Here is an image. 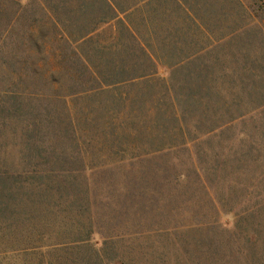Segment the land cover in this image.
<instances>
[{"label": "rangeland", "instance_id": "obj_1", "mask_svg": "<svg viewBox=\"0 0 264 264\" xmlns=\"http://www.w3.org/2000/svg\"><path fill=\"white\" fill-rule=\"evenodd\" d=\"M67 1L0 0V264H72L89 230L107 264H264V0L229 2L234 42L190 76L218 82L170 84L174 99L91 90L56 36Z\"/></svg>", "mask_w": 264, "mask_h": 264}, {"label": "crops", "instance_id": "obj_2", "mask_svg": "<svg viewBox=\"0 0 264 264\" xmlns=\"http://www.w3.org/2000/svg\"><path fill=\"white\" fill-rule=\"evenodd\" d=\"M229 2L235 0H68L67 18L75 26L57 29L56 36L75 46L97 83L91 90L161 84L174 99L170 84L218 82L190 76L210 74L220 45L234 42Z\"/></svg>", "mask_w": 264, "mask_h": 264}, {"label": "trees", "instance_id": "obj_3", "mask_svg": "<svg viewBox=\"0 0 264 264\" xmlns=\"http://www.w3.org/2000/svg\"><path fill=\"white\" fill-rule=\"evenodd\" d=\"M241 116V115H239ZM239 116H235V118H238ZM233 118V119H235ZM179 121H181V117L179 118ZM211 132V131H210ZM42 178L39 179H33V180H24L23 183L28 186L30 185H35V188L42 185L44 183V180H41ZM6 190V185L5 182L2 181V179L0 178V205L1 203L3 204L5 197H9L12 196V194H9L5 192ZM27 195V194H26ZM25 195V196H26ZM41 198H44V196H40ZM10 199V198H9ZM11 200V199H10ZM28 200V199H26ZM26 200L23 202L25 203ZM44 215H41V217H43ZM238 220L236 221V227L238 229H241V226L243 225V222L246 221V218L243 216H238L237 218ZM45 220V219H44ZM44 220H42L41 222H43ZM258 224H261V222H257ZM32 225H26L25 228H22V231L24 233H26V237L30 236V230H32L34 227ZM48 232V230L46 231ZM90 230L86 231L84 236H80L76 239H74L73 241H71L72 246H74V248L76 250H80V254L77 255V257L72 261V264H107L108 261H112L113 258L108 257V258H102L101 255L99 254V252L89 243L90 240ZM40 235H42V232L40 233ZM238 235H241L238 233ZM258 234H254V236H257ZM23 236V235H22ZM245 237V236H244ZM45 244L42 243H36V244H31V243H26V245H23V250H33L35 248H41L43 247ZM53 245V244H50ZM47 245V246H50ZM10 250H14V247H10ZM106 260V261H104ZM105 262V263H104ZM109 263V262H108Z\"/></svg>", "mask_w": 264, "mask_h": 264}]
</instances>
